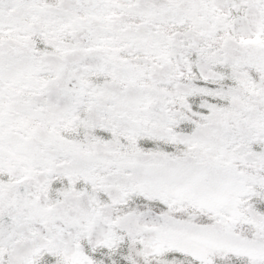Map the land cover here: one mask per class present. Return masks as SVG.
<instances>
[{
  "label": "snow or ice",
  "instance_id": "6c2138e0",
  "mask_svg": "<svg viewBox=\"0 0 264 264\" xmlns=\"http://www.w3.org/2000/svg\"><path fill=\"white\" fill-rule=\"evenodd\" d=\"M0 264H264V0H0Z\"/></svg>",
  "mask_w": 264,
  "mask_h": 264
}]
</instances>
